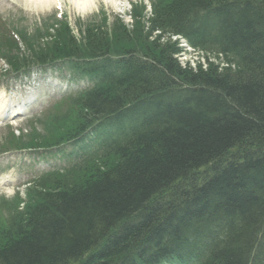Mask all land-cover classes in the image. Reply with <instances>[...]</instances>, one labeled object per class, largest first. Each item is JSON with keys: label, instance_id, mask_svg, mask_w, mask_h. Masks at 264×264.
<instances>
[{"label": "trees", "instance_id": "1", "mask_svg": "<svg viewBox=\"0 0 264 264\" xmlns=\"http://www.w3.org/2000/svg\"><path fill=\"white\" fill-rule=\"evenodd\" d=\"M157 25L222 60L183 68L170 43L125 53L76 100V129L110 117L130 130L0 227V264H249L264 230V0H170Z\"/></svg>", "mask_w": 264, "mask_h": 264}, {"label": "rangeland", "instance_id": "2", "mask_svg": "<svg viewBox=\"0 0 264 264\" xmlns=\"http://www.w3.org/2000/svg\"><path fill=\"white\" fill-rule=\"evenodd\" d=\"M74 1L57 0L56 2L55 0H51L50 4H41L33 3V0H0V14L5 20H1V23L2 25L4 22L7 23V27L5 28L0 25L2 30L0 36V56H4L10 66L12 64L21 65L24 60H32L35 50L53 47L47 56L49 58L56 47L67 44L66 40L73 43L72 40L75 37L82 41H84L85 35H89L91 40H95L100 36L102 37L104 35V30H102L104 17H107L106 23L108 27L114 30L113 36L107 34L109 42L114 44L112 46L114 47L116 44L124 42L129 46L119 29L113 26L115 17L120 16L130 25L134 21V23L140 22V24H136L135 29L142 32L147 26L145 18L151 13L150 7L154 0H121L122 2L126 1L124 3L125 12L123 14H120L114 6L107 4V0H91L92 4L90 3L85 10L77 6ZM137 14H140L139 19ZM60 15L62 16L60 17ZM57 17L63 23L62 26H59V33L55 35L57 30L55 28L57 26L54 23H59ZM17 33L20 35L23 45L10 38ZM18 45L21 46L20 49H17ZM116 48L122 49L123 47ZM22 54L24 59H22ZM203 57L206 59L207 56L204 55ZM189 58L193 59L195 64L197 62L203 63L199 53L194 54L192 52L189 54ZM210 60L213 61V57ZM1 66H3V61H0V69ZM49 119L50 116L35 121L21 119L16 120L12 126L7 128L1 127L0 149L5 148L6 145L18 146L23 142H29L27 145H33L57 138L60 132H54L45 123ZM12 135L21 136L20 138H13L11 140L10 136ZM12 157V155L0 157V164L11 161ZM19 158L21 157H18L17 160ZM19 171L20 167H16L14 173L18 174ZM30 196L29 192L27 195H20L13 185L0 187V227L9 222L11 216L22 208L19 207L21 203L23 201L27 202Z\"/></svg>", "mask_w": 264, "mask_h": 264}, {"label": "bare ground", "instance_id": "3", "mask_svg": "<svg viewBox=\"0 0 264 264\" xmlns=\"http://www.w3.org/2000/svg\"><path fill=\"white\" fill-rule=\"evenodd\" d=\"M47 1L49 0H33V3H41V4H46L48 3ZM74 3L79 6L82 10H85L86 7L88 8V5L91 3V0H75ZM92 4V3H91ZM123 2L122 1H114V5L119 9V10H124V6H123ZM91 6V5H90ZM5 106V102L4 100H1L0 99V107L3 108ZM232 153H235V152H232ZM234 154H229L226 158H224V160L228 161L229 163L233 162L234 161ZM223 160V159H222ZM204 168L201 169V172L206 170V171H209L211 169V167H209L207 164H205L204 162L201 164ZM201 165H199V168L201 167ZM194 181L191 179V180H188L187 182L183 183V187L185 189H190V190H195L197 189V187L194 186ZM202 222H204V224L208 221V219L204 216V218L201 219ZM179 234L182 235V231L183 229L182 228H175ZM261 229V228H260ZM259 237L258 236H255L254 240L252 239L251 242L253 241L255 244L257 243ZM200 248V247H199ZM256 248H258V246H256ZM261 252L264 254V245L263 247L261 248ZM249 264H263V261L262 260H259L257 262V258H250L249 259Z\"/></svg>", "mask_w": 264, "mask_h": 264}]
</instances>
